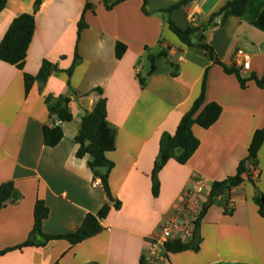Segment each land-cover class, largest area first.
<instances>
[{"label":"crops","instance_id":"0c3cea01","mask_svg":"<svg viewBox=\"0 0 264 264\" xmlns=\"http://www.w3.org/2000/svg\"><path fill=\"white\" fill-rule=\"evenodd\" d=\"M7 0L0 12V42L17 16L34 13L36 28L21 70L0 61V184L13 182L20 195L0 209V252L23 243L33 227L34 205L44 202L46 235H63L79 228L88 214L106 203L101 186L94 187L87 157L77 158L75 136L81 119L90 113L102 91L107 121L115 130V148L109 175L112 197L121 204L102 220V231L71 245L49 241L0 255V264H140L160 228L174 214L182 194L197 178L205 180L200 204L209 200L214 182L234 176L248 155L254 132L264 128V88L252 76L264 72V34L236 17L204 33L201 43L211 46L226 67H239L236 51L244 50L250 68L239 71L249 80L242 89L232 74L213 64L198 48H185L168 29L170 20L180 29L203 26L228 0H197L170 14L161 11L180 0ZM93 9L84 11L86 3ZM83 15L85 27L79 33ZM221 16L214 19L218 24ZM258 31L253 32L250 28ZM160 40L163 42L160 44ZM126 50L115 57V45ZM160 46L182 52L153 61V72L140 86L147 57ZM75 50L80 58L71 76L66 73ZM46 60L57 64L40 90L35 82L28 93L24 74L35 76ZM176 69L175 73L170 68ZM206 73L205 103L222 112L208 129L192 127L199 146L185 164L169 160L158 174L159 193L152 195L151 173L162 133L173 135L201 92ZM47 95L70 98L72 120L63 123V138L55 147L43 143V126H52L44 103ZM239 186L224 191L208 206L199 223L197 252L161 253L160 264H264V218L253 202L255 189L264 196V142L256 166ZM193 208V207H192ZM199 207H196V210Z\"/></svg>","mask_w":264,"mask_h":264},{"label":"trees","instance_id":"16d2710c","mask_svg":"<svg viewBox=\"0 0 264 264\" xmlns=\"http://www.w3.org/2000/svg\"><path fill=\"white\" fill-rule=\"evenodd\" d=\"M41 1L42 0H36L34 13L39 8ZM101 1L105 3V0ZM121 1L123 0H119L113 5L106 6V8L110 10ZM142 1V10L145 12V0ZM195 1L197 0H180L161 12L170 14L174 10L185 8ZM6 4L7 0H0V12L5 8ZM91 9H93V6L87 2L84 11ZM34 13H24L12 20L0 42L1 62L15 66L19 70L23 68L27 51L36 28ZM219 16H221V20L216 24L214 19ZM230 16L239 18L264 34V0H228L218 12L210 16L208 23L203 26H190L186 29H180L170 20L167 21V24L168 29L175 35L181 45L185 48L201 49L213 64L220 65L225 73L234 75L242 89L246 88V84L249 80H254L258 88H264V72L260 78L252 76L249 80L243 79L239 74V68L236 66L230 68L226 67L220 62L211 46L201 43L206 31L222 24ZM84 27L85 23L82 15L78 22L77 37H79V33ZM162 42L163 40H160L159 43L161 44ZM170 49H175L177 53L182 52L181 47L166 46L164 49L160 46L158 52L148 55L147 63L149 67L145 75H137L141 87L145 85L146 77L153 72V61L157 58L167 59ZM125 50V45L121 43L115 45V57L117 60L122 58ZM79 60L80 58L75 50L73 62L70 68L66 70L69 77ZM58 71L59 68L57 64L44 60L35 76L28 74L23 75L25 93H28L35 82L39 85L40 90H42L47 79ZM205 84L206 73L203 76L200 95L193 102L190 110L182 116L175 133L170 135L164 132L160 137L159 150L151 173L152 195L155 198L159 193L158 174L166 163L169 160H175L177 163L183 165L197 150L199 141L193 135L192 127L198 125L203 129H208L217 122L221 115L222 108L220 105L214 102L205 103ZM94 92L99 98L93 110L90 113L84 114L81 119L79 132L74 138V142L77 145L75 155L77 158L87 157V166L94 180L98 179L100 181V186L106 196V203L95 215H86L81 226L74 232L63 235H46L42 232L41 226L43 221L48 217V209L44 205V202L37 200L34 205L33 227L27 239L14 248L0 252V255L8 251L21 250L28 247H43L49 241L65 240L71 245L78 244L98 235L102 231L98 219L106 218L110 211V205H113L116 210L120 208V202L115 200L110 193L109 175L114 164L107 158V154L115 148V130L107 121L106 100L102 97L101 89L96 88ZM44 103L52 126H43V143L46 147H55L63 138L61 125L72 120V114L69 110L70 98L65 95H47L44 97ZM263 142L264 128H261L256 130L252 135L248 147V155L238 164L235 175L227 177L223 181L214 182L211 185L208 203L201 207V211L195 223L193 238L187 243H181L179 241L166 242L164 244V250L167 253L175 254L185 251H198L200 243L198 232L199 223L205 215L208 206L224 191H229L244 182V176L248 174L247 166H256L257 155ZM19 198L20 195L15 189L13 182L0 184V209L10 202H16ZM253 202L258 208L257 212L260 217L264 218V196L257 189H255ZM140 264H142V259L140 260Z\"/></svg>","mask_w":264,"mask_h":264},{"label":"built area","instance_id":"2783aa9c","mask_svg":"<svg viewBox=\"0 0 264 264\" xmlns=\"http://www.w3.org/2000/svg\"><path fill=\"white\" fill-rule=\"evenodd\" d=\"M170 54H176L175 49L169 50ZM236 59L239 61V70L247 71L250 68L249 55L242 49L236 51ZM170 72L175 73L174 67ZM94 187L100 186L98 179L94 180ZM206 192L205 180L197 178L193 185L181 196L180 203L175 209L172 217L162 225L155 236L151 248L143 256L142 264H160L161 253L164 251V244L168 241H179L187 243L193 238L195 223L201 211L200 197ZM193 207V208H192ZM196 207L199 209L196 210ZM103 219H98V223Z\"/></svg>","mask_w":264,"mask_h":264},{"label":"rangeland","instance_id":"374dc122","mask_svg":"<svg viewBox=\"0 0 264 264\" xmlns=\"http://www.w3.org/2000/svg\"><path fill=\"white\" fill-rule=\"evenodd\" d=\"M249 28H250V30H252L253 32H257V34H260V35L262 36V33H258L257 30H255V29H253V28H251V27H249Z\"/></svg>","mask_w":264,"mask_h":264},{"label":"water","instance_id":"95a60500","mask_svg":"<svg viewBox=\"0 0 264 264\" xmlns=\"http://www.w3.org/2000/svg\"><path fill=\"white\" fill-rule=\"evenodd\" d=\"M191 37H193V36H191Z\"/></svg>","mask_w":264,"mask_h":264}]
</instances>
